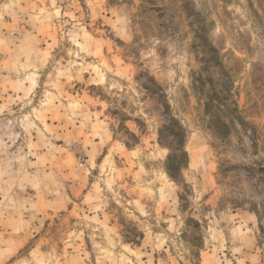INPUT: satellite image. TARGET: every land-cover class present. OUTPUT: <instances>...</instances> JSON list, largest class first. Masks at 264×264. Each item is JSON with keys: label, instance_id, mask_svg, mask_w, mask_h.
<instances>
[{"label": "rangeland", "instance_id": "obj_1", "mask_svg": "<svg viewBox=\"0 0 264 264\" xmlns=\"http://www.w3.org/2000/svg\"><path fill=\"white\" fill-rule=\"evenodd\" d=\"M0 264H264V0H0Z\"/></svg>", "mask_w": 264, "mask_h": 264}]
</instances>
